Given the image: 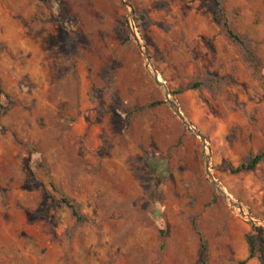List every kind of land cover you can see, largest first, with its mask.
<instances>
[{
    "label": "rangeland",
    "instance_id": "1",
    "mask_svg": "<svg viewBox=\"0 0 264 264\" xmlns=\"http://www.w3.org/2000/svg\"><path fill=\"white\" fill-rule=\"evenodd\" d=\"M124 2L0 0V264H258L264 0Z\"/></svg>",
    "mask_w": 264,
    "mask_h": 264
},
{
    "label": "trees",
    "instance_id": "2",
    "mask_svg": "<svg viewBox=\"0 0 264 264\" xmlns=\"http://www.w3.org/2000/svg\"><path fill=\"white\" fill-rule=\"evenodd\" d=\"M214 1L216 2V0ZM224 28L226 30L227 37L231 41L243 45L242 41L232 32V30H230L227 23H224ZM249 56L252 60L254 59L253 56H251V54H249ZM160 105L161 103L152 104L151 106H149V109H154ZM263 161H264V152L252 157L247 164L241 165L236 169L230 168V173L232 175H238V174L253 172ZM62 202L72 211L73 217L79 219L78 213L76 212L74 206L66 199H63ZM246 243L249 249L248 260H256L258 264H264V238L261 230L254 229V234L248 235L246 237ZM202 249L203 250L205 249L204 245H202ZM240 264H245V262H242Z\"/></svg>",
    "mask_w": 264,
    "mask_h": 264
},
{
    "label": "water",
    "instance_id": "3",
    "mask_svg": "<svg viewBox=\"0 0 264 264\" xmlns=\"http://www.w3.org/2000/svg\"><path fill=\"white\" fill-rule=\"evenodd\" d=\"M121 1L125 4V6L128 7V5L124 2V0H121ZM146 57H147V60H149V57L147 54H146ZM158 79H159V77L155 75L154 81H155L157 86H160L164 89L165 98L167 99V101H168L173 113L175 114V116L183 124V126L186 128L187 132L190 133L191 135H194L196 138L200 139V141L203 144V147L206 148L207 143H206L205 137L199 131L194 129L193 126L185 119V117L182 115L181 111L179 110L178 106L173 101L170 100L169 92H168L165 84H163L162 82H159ZM205 173H206L209 181L215 186L217 192L223 197V199H225L231 205V207H233L235 210L239 211V213L245 217V219L248 221V223L250 225L255 226V227H264V223L257 222L255 220H253L249 215H246L240 204L234 202L231 198L228 199V197L224 194V190L217 184L213 175L210 172V157L209 156H207V158H206Z\"/></svg>",
    "mask_w": 264,
    "mask_h": 264
},
{
    "label": "crops",
    "instance_id": "4",
    "mask_svg": "<svg viewBox=\"0 0 264 264\" xmlns=\"http://www.w3.org/2000/svg\"><path fill=\"white\" fill-rule=\"evenodd\" d=\"M243 254L245 255V256H243L241 259L242 260H247L248 258V256H247V251H246V249H245V252H243Z\"/></svg>",
    "mask_w": 264,
    "mask_h": 264
},
{
    "label": "bare ground",
    "instance_id": "5",
    "mask_svg": "<svg viewBox=\"0 0 264 264\" xmlns=\"http://www.w3.org/2000/svg\"><path fill=\"white\" fill-rule=\"evenodd\" d=\"M158 80H159V79H158ZM159 82H160V80H159ZM224 194L228 197V199H230L229 195H227V194L225 193V191H224Z\"/></svg>",
    "mask_w": 264,
    "mask_h": 264
}]
</instances>
